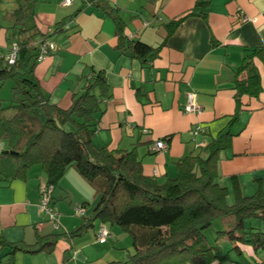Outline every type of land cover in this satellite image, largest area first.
<instances>
[{"label": "crops", "instance_id": "1", "mask_svg": "<svg viewBox=\"0 0 264 264\" xmlns=\"http://www.w3.org/2000/svg\"><path fill=\"white\" fill-rule=\"evenodd\" d=\"M12 1V8L0 13L8 26H0V51L5 55L16 43L11 27L18 3ZM200 1L204 6L195 8L197 0H73L70 5L32 0L27 31L19 37L31 36L37 45L44 34L55 43L56 50L33 65V76L44 97L62 109L81 91L83 75L90 69L103 71L108 97L100 101L93 142L111 151L135 148L142 173L160 183L177 175L180 158L202 153L229 126L230 145L218 154L215 182L226 189L231 205L237 195L264 191V63L258 58L254 63L262 90L257 98L241 97L237 118L230 123L236 108V72L247 49L264 47V0ZM114 13L126 40L159 47L151 62L143 64L122 52ZM243 16L251 20L240 21ZM12 84L7 80L1 87L4 100L12 97ZM190 91L196 94L198 113L184 111ZM197 125L203 130L194 135ZM157 140H164L166 148L153 150ZM2 143L0 150L6 149ZM26 175H0V238L30 246L36 235L53 234L55 243L49 252L0 244V264H106L135 251L133 235L117 224L93 219L99 194L75 167L68 168L52 190L55 220L39 208L45 174L33 166ZM79 207L81 214L76 213ZM215 221L224 230L230 219ZM101 225L110 231L103 243L96 237ZM235 245L237 249L226 236L220 237L218 246L227 258L212 264H264V249Z\"/></svg>", "mask_w": 264, "mask_h": 264}, {"label": "trees", "instance_id": "2", "mask_svg": "<svg viewBox=\"0 0 264 264\" xmlns=\"http://www.w3.org/2000/svg\"><path fill=\"white\" fill-rule=\"evenodd\" d=\"M16 1L11 27L18 48L15 61L10 63L0 51V89L7 80L13 83L12 97L8 100L0 97V140L6 143V149L0 150V175L25 179L29 168L39 166L46 176L43 187L53 190L68 168L75 167L99 194L93 219L117 224L133 235L135 251L125 259L106 264H212L227 258L218 246L219 238L224 236L233 249H237V242L254 250L264 249V191L245 197L237 195L229 205L226 189L215 182L218 154L230 145L229 126L202 153L180 158L175 177L160 183L144 175L135 148L111 151L93 142L94 121L107 90L103 71L90 69L82 76L81 91L74 94L67 109L44 97L33 76V65L42 40L48 38L40 33L37 45L30 42L31 36L20 39L27 31L25 20L32 15L28 6L32 0ZM199 6L204 3L197 0L195 8ZM110 12L114 10L111 8ZM112 18L124 54L143 64L158 55L159 47L126 40L117 13ZM179 21L173 23V28ZM254 58L264 63V47L247 49L236 72L233 86L236 108L230 123L237 118L241 97L257 98L262 90ZM225 218H230L228 227L217 231L214 244L208 243L206 228ZM250 220L258 224L246 225ZM135 228L144 232L137 234ZM55 238L53 234L36 235L30 246L7 243L0 238V244L24 252H49Z\"/></svg>", "mask_w": 264, "mask_h": 264}, {"label": "built area", "instance_id": "3", "mask_svg": "<svg viewBox=\"0 0 264 264\" xmlns=\"http://www.w3.org/2000/svg\"><path fill=\"white\" fill-rule=\"evenodd\" d=\"M73 0H62V5H70ZM251 20V18L247 16H243L240 21H248ZM147 25V24H145ZM55 43L49 39H43L40 45V51L39 55L37 57V61L42 60L49 51H53L55 49ZM18 48L16 45L12 46L11 50L9 53L6 55L7 60L10 63H13L16 59ZM184 111L186 113H198L200 111V107L198 106L196 102V94L193 91H190L187 93V99H186V104L184 106ZM203 129L197 125L193 128V134L197 135L199 132H201ZM166 148V142L164 140H157L154 143L153 150L159 151L163 150ZM51 196H52V189L51 188H42L41 191V197L39 201V208L40 210L47 215V217L51 220H55L56 214L52 208L51 204ZM76 213L81 214L82 213V208L79 207L76 209ZM110 232L106 228L105 225H101L98 229L97 232V240L100 243H103L106 241L107 237L109 236Z\"/></svg>", "mask_w": 264, "mask_h": 264}, {"label": "rangeland", "instance_id": "4", "mask_svg": "<svg viewBox=\"0 0 264 264\" xmlns=\"http://www.w3.org/2000/svg\"><path fill=\"white\" fill-rule=\"evenodd\" d=\"M12 3L13 1L12 0H2L1 2V11L0 13L3 14L5 13V10L6 8H12ZM0 26H3L4 28H7L8 26L5 24V20L4 18L2 17V15H0ZM7 26V27H6ZM2 95H3V92H2ZM6 102V101H5ZM3 147H6V144L5 143H2L1 144ZM230 218H227V220H229ZM258 222L256 220H250V221H247L246 222V225H257ZM222 227H221V224L219 221H215L213 222L208 228H206L205 230V236H206V239H207V242L210 243V244H213L214 243V240H215V235H216V230H220Z\"/></svg>", "mask_w": 264, "mask_h": 264}]
</instances>
